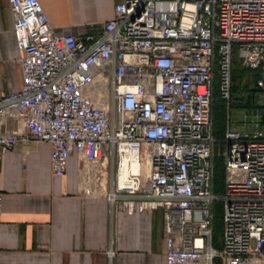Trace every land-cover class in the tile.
I'll list each match as a JSON object with an SVG mask.
<instances>
[{
	"label": "built area",
	"instance_id": "built-area-1",
	"mask_svg": "<svg viewBox=\"0 0 264 264\" xmlns=\"http://www.w3.org/2000/svg\"><path fill=\"white\" fill-rule=\"evenodd\" d=\"M9 7L23 83L0 94V158L20 135L5 123L22 121L32 139L51 143L55 177L77 151L97 185L86 194L102 189L107 164L113 213L120 198L130 213L161 209L167 264H264L263 113L237 122L230 113L219 153L213 115L217 83L230 98L235 51L262 73L264 97V0H122L113 19L76 32L55 28L40 0ZM217 202L221 248L213 244ZM3 212L0 193V222Z\"/></svg>",
	"mask_w": 264,
	"mask_h": 264
},
{
	"label": "crops",
	"instance_id": "crops-1",
	"mask_svg": "<svg viewBox=\"0 0 264 264\" xmlns=\"http://www.w3.org/2000/svg\"><path fill=\"white\" fill-rule=\"evenodd\" d=\"M40 1L55 28L76 32L113 19L122 0ZM20 56L9 0H0V94L21 89ZM4 128L20 135L0 158V264H109L111 241L113 264H167L161 209L130 213L120 198L113 213L109 187L85 193L77 151L55 177L50 142L32 139L17 119Z\"/></svg>",
	"mask_w": 264,
	"mask_h": 264
},
{
	"label": "trees",
	"instance_id": "trees-1",
	"mask_svg": "<svg viewBox=\"0 0 264 264\" xmlns=\"http://www.w3.org/2000/svg\"><path fill=\"white\" fill-rule=\"evenodd\" d=\"M263 78L262 73L256 69H250L242 66L235 51L232 63V83L230 98L226 99L219 90L218 83L214 93L213 115L215 122V137L222 139L218 141L220 147L225 148V132L227 128L228 115L232 111H246L248 113H263L264 122V103L260 101L262 89L258 81ZM215 192L222 194L225 190V166L221 154L215 157ZM219 204L221 208H219ZM214 227H213V244L215 247H222L223 242L217 237L220 234L221 222L223 220V204L215 203L214 208ZM217 261V260H216ZM215 261V262H216Z\"/></svg>",
	"mask_w": 264,
	"mask_h": 264
},
{
	"label": "rangeland",
	"instance_id": "rangeland-1",
	"mask_svg": "<svg viewBox=\"0 0 264 264\" xmlns=\"http://www.w3.org/2000/svg\"><path fill=\"white\" fill-rule=\"evenodd\" d=\"M260 101L262 103H264L263 98H260ZM243 112H246L244 110L241 111H232L231 115L233 118V122H237L238 120H240V118L242 117L241 115H243ZM247 114H251V113H247ZM250 116V115H249ZM249 118V117H248ZM222 139H218V141H221ZM221 149H224V146L221 148L220 146L217 147V152L219 153L221 151ZM96 186V181L94 180V178H86L84 179V186H86L87 188H90L91 186ZM96 192H106L105 190H100V191H96ZM222 204V202H220ZM219 208H221V205L219 204ZM219 238V240H221V242H223V220L221 222V227H220V234L217 236ZM219 248V247H216ZM214 264H221L220 260H217Z\"/></svg>",
	"mask_w": 264,
	"mask_h": 264
},
{
	"label": "bare ground",
	"instance_id": "bare-ground-1",
	"mask_svg": "<svg viewBox=\"0 0 264 264\" xmlns=\"http://www.w3.org/2000/svg\"><path fill=\"white\" fill-rule=\"evenodd\" d=\"M106 163H104L101 167V172H102V189L105 190L106 189V184H107V171H106ZM131 172V169H129L128 167L125 169V172L122 174L121 179H120V184L124 185L126 183V181H128L129 179V174Z\"/></svg>",
	"mask_w": 264,
	"mask_h": 264
}]
</instances>
